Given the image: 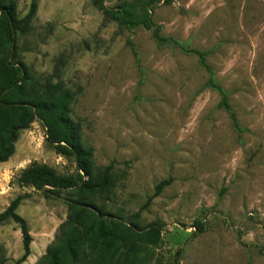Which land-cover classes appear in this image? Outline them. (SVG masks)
Returning a JSON list of instances; mask_svg holds the SVG:
<instances>
[{
    "label": "rangeland",
    "instance_id": "obj_1",
    "mask_svg": "<svg viewBox=\"0 0 264 264\" xmlns=\"http://www.w3.org/2000/svg\"><path fill=\"white\" fill-rule=\"evenodd\" d=\"M14 1L21 18L37 3L16 51L29 90L62 82L75 92L71 117L94 172L113 166L112 184L91 198L94 206L125 221L140 212L141 228L161 224L163 241L148 250V264H264V0H106L110 8L149 9L162 34L189 52L160 45L153 30L119 27L91 0ZM195 51L206 54L229 92L241 131ZM11 52L10 26L0 15V53ZM46 137L34 122L0 163V213L25 196L18 213L33 242L22 264H48L49 248L70 228L67 193L46 198L18 182L35 162L77 174L75 161ZM23 253L19 226H0V263L15 264Z\"/></svg>",
    "mask_w": 264,
    "mask_h": 264
},
{
    "label": "trees",
    "instance_id": "obj_2",
    "mask_svg": "<svg viewBox=\"0 0 264 264\" xmlns=\"http://www.w3.org/2000/svg\"><path fill=\"white\" fill-rule=\"evenodd\" d=\"M91 2L119 27L153 30L160 45L174 44L189 52L181 41L162 34L161 26L152 20L149 9L144 8L137 13L126 3L110 8L106 0ZM36 12V1L21 18L14 0H0V15L6 16L12 34V52L0 53V163L9 161L15 154L19 134L30 129L34 122H41L46 129L47 145L60 156L72 158L77 168L75 176L61 175L54 168L35 162L25 168L18 178L21 186L40 191L46 198H59L63 192L67 193L70 228L56 246L49 248L48 264H148V250L157 248L163 241L161 224L156 222L148 228H141L137 222L140 212L130 216L128 221L117 216L108 218V214L94 206L91 200L111 186L113 166L94 172L92 151L83 144L81 126L71 117V106L77 94L62 82L41 86L39 92L29 90V72L26 64L17 58L16 51L18 35L29 31ZM194 53L210 74L208 86L221 95L220 107L230 114L235 127L241 131L229 103V92L216 81L206 54L201 51ZM170 183L171 179L162 180L156 186L153 197L160 195ZM24 199L25 196L16 197L0 213V226L12 221L22 233L24 253L15 264L24 263L32 253L33 237L29 224L18 213ZM196 225L199 232L205 230L200 222Z\"/></svg>",
    "mask_w": 264,
    "mask_h": 264
}]
</instances>
